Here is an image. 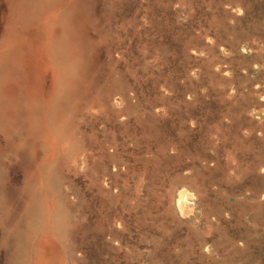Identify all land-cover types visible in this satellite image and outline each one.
Instances as JSON below:
<instances>
[{
	"label": "rangeland",
	"instance_id": "374dc122",
	"mask_svg": "<svg viewBox=\"0 0 264 264\" xmlns=\"http://www.w3.org/2000/svg\"><path fill=\"white\" fill-rule=\"evenodd\" d=\"M13 1L0 0V46L22 23ZM92 1L83 80L51 159L61 257L264 264V0ZM34 126L0 127V264L40 236L25 216L48 152ZM181 190L197 200L184 217Z\"/></svg>",
	"mask_w": 264,
	"mask_h": 264
},
{
	"label": "bare ground",
	"instance_id": "6f19581e",
	"mask_svg": "<svg viewBox=\"0 0 264 264\" xmlns=\"http://www.w3.org/2000/svg\"><path fill=\"white\" fill-rule=\"evenodd\" d=\"M15 2L10 6L11 16L19 17L16 19L22 23L20 28L13 26L0 46V127L8 131L19 121L27 128L36 125L31 131L41 133L48 152L42 165L33 172L32 180L36 182L30 189L25 213L29 222L31 216L39 217L40 236L32 237L31 242L27 239L26 252L10 251L8 264H66L60 246L68 226L62 217L63 209L49 195V189L57 190L56 169L51 159L58 146L55 138L62 137L67 126L64 113L68 102L83 80L81 38L87 24V20L84 23L87 8L93 1L22 0L17 5ZM44 12L43 22H36ZM59 23L62 26L55 27ZM62 66L65 73L61 72ZM16 113L21 114L16 118ZM105 184L113 185L110 176L105 178ZM178 194L176 210L179 217H184L197 200L188 191L181 190Z\"/></svg>",
	"mask_w": 264,
	"mask_h": 264
}]
</instances>
